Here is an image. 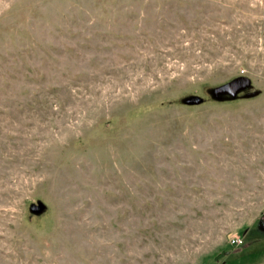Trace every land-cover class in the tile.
Segmentation results:
<instances>
[{
    "label": "rangeland",
    "instance_id": "obj_1",
    "mask_svg": "<svg viewBox=\"0 0 264 264\" xmlns=\"http://www.w3.org/2000/svg\"><path fill=\"white\" fill-rule=\"evenodd\" d=\"M263 218L264 0H0V264H264Z\"/></svg>",
    "mask_w": 264,
    "mask_h": 264
},
{
    "label": "water",
    "instance_id": "obj_2",
    "mask_svg": "<svg viewBox=\"0 0 264 264\" xmlns=\"http://www.w3.org/2000/svg\"><path fill=\"white\" fill-rule=\"evenodd\" d=\"M251 84H252V82H251L250 78L244 77V76H239L238 78H236L232 81H229L222 86H218L216 88H213L210 93H212V96L216 100H219V101L223 100L225 98V96H229L232 99H235V98H237L239 93L249 89L251 87ZM257 93L258 92L248 93L247 96L248 97H254V95H257ZM200 101H201V98L197 97V98H192V99L188 100L187 103L188 104H197ZM44 208H45V204L39 203L38 205H32L31 211L33 213L39 214V213L43 212ZM260 227L263 228V230H264V218L261 219V221H260Z\"/></svg>",
    "mask_w": 264,
    "mask_h": 264
},
{
    "label": "trees",
    "instance_id": "obj_3",
    "mask_svg": "<svg viewBox=\"0 0 264 264\" xmlns=\"http://www.w3.org/2000/svg\"><path fill=\"white\" fill-rule=\"evenodd\" d=\"M251 243V244H250ZM256 244H258V242L257 243H255V242H253V241H249V244H248V247H252V246H254V245H256ZM225 253L226 254H224L225 256L228 254V252L227 251H225ZM220 255V254H219Z\"/></svg>",
    "mask_w": 264,
    "mask_h": 264
},
{
    "label": "built area",
    "instance_id": "obj_4",
    "mask_svg": "<svg viewBox=\"0 0 264 264\" xmlns=\"http://www.w3.org/2000/svg\"><path fill=\"white\" fill-rule=\"evenodd\" d=\"M235 243L241 244L242 242L240 240L234 241Z\"/></svg>",
    "mask_w": 264,
    "mask_h": 264
}]
</instances>
